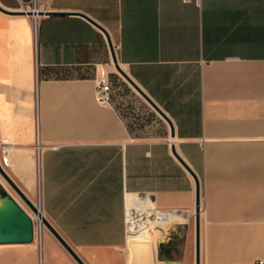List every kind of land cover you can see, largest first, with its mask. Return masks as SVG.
<instances>
[{
	"label": "crops",
	"instance_id": "1",
	"mask_svg": "<svg viewBox=\"0 0 264 264\" xmlns=\"http://www.w3.org/2000/svg\"><path fill=\"white\" fill-rule=\"evenodd\" d=\"M44 11L72 15L0 11V165L27 194L39 182L42 217L84 264H195L198 184L200 264H264V0H49ZM79 15L107 31L171 128ZM101 71L107 105L95 100ZM130 212L143 213L147 241L127 232ZM43 243L45 264H77L50 232Z\"/></svg>",
	"mask_w": 264,
	"mask_h": 264
},
{
	"label": "water",
	"instance_id": "2",
	"mask_svg": "<svg viewBox=\"0 0 264 264\" xmlns=\"http://www.w3.org/2000/svg\"><path fill=\"white\" fill-rule=\"evenodd\" d=\"M0 11L6 15H28L33 18H39L43 16L47 17H66L72 14L63 12H51V11H21L19 13H12L2 9ZM86 20L96 29H98L105 37L108 49L110 51L111 59L115 71L119 76L157 113L159 114L170 126L169 119L164 113L149 99V97L136 85V83L124 72L120 67L117 58L115 56L114 47L107 31L89 19L84 15H79ZM172 134V130H171ZM175 155V153L173 152ZM176 156V155H175ZM182 163V162H181ZM183 164V163H182ZM183 166L191 173V171L183 164ZM192 174V173H191ZM193 175V174H192ZM0 177L8 184V186L15 192L22 201L28 206L31 212L41 218V222L44 227L51 233V235L58 241L63 249L71 256V258L77 264H84L75 252L69 247L59 233L52 227V225L44 218L37 208L29 201L25 193L14 183V181L7 175L3 167L0 165ZM194 177V175H193ZM196 179V178H195ZM197 181V180H196ZM199 187L196 188V224H195V264L199 262ZM34 241V223L31 216L24 211L19 204L9 195L6 191L5 194L0 195V245H29ZM164 264H180L178 262H165Z\"/></svg>",
	"mask_w": 264,
	"mask_h": 264
},
{
	"label": "rangeland",
	"instance_id": "3",
	"mask_svg": "<svg viewBox=\"0 0 264 264\" xmlns=\"http://www.w3.org/2000/svg\"><path fill=\"white\" fill-rule=\"evenodd\" d=\"M21 1L23 6L21 11L23 10L31 11L33 9L32 6H35L37 11H44L47 8V4L49 0H38L36 4H34L33 0H21ZM113 71L114 73H116V75H118L117 72H115V70ZM118 77L120 76L118 75ZM120 79L123 81L122 83H125V81L121 77ZM126 85L130 89V91H132V93L136 94V92L130 86H128V84ZM118 86H119L118 84L112 83V88H113L112 90H114V88L116 89ZM131 102L133 101L131 100ZM134 107L135 109H139L136 106ZM0 183H2L3 187L9 193V195L19 204V206L31 216L34 223V241L29 245H12V246L0 245V258L8 259V262L7 263L5 262L4 264H11V258L19 254L25 257L26 262L24 264H28L29 261H27V258H30L31 260L29 264H43V263L45 264L43 237L45 234H49L48 230L44 228V225L42 223L39 224L38 220L32 217L33 213L28 208V206L22 201V199L15 192L12 191V189L1 177H0ZM24 193L29 198V200H31L34 206L38 208L39 211H41L39 182L37 183L35 191H33L32 193L30 192L29 194H27L26 192ZM41 224H42L41 226L42 229L40 227ZM137 241H141V239L140 240L137 239ZM55 258L56 259H54L55 261H53V264H65L63 263L62 258L58 256ZM47 264H51L50 261H48Z\"/></svg>",
	"mask_w": 264,
	"mask_h": 264
},
{
	"label": "bare ground",
	"instance_id": "4",
	"mask_svg": "<svg viewBox=\"0 0 264 264\" xmlns=\"http://www.w3.org/2000/svg\"><path fill=\"white\" fill-rule=\"evenodd\" d=\"M39 214H40V212H39ZM32 217L35 218V219H37L38 222H39V224L42 223L41 222V218H39L37 215L33 214ZM41 226H42V224L40 225V227ZM147 231H148V228L146 227V219L143 221V213H140V212H130L127 215V232L129 233V235L131 237H133V238L135 237V240L136 241H137V239L138 240L141 239V240H146L147 241L148 238H150L149 235H148V233H147Z\"/></svg>",
	"mask_w": 264,
	"mask_h": 264
},
{
	"label": "built area",
	"instance_id": "5",
	"mask_svg": "<svg viewBox=\"0 0 264 264\" xmlns=\"http://www.w3.org/2000/svg\"><path fill=\"white\" fill-rule=\"evenodd\" d=\"M95 100L97 103L102 105H107L111 101V83L109 81L108 75L104 71H101L99 77L95 80ZM6 163L7 158H4L3 164L5 166Z\"/></svg>",
	"mask_w": 264,
	"mask_h": 264
},
{
	"label": "trees",
	"instance_id": "6",
	"mask_svg": "<svg viewBox=\"0 0 264 264\" xmlns=\"http://www.w3.org/2000/svg\"><path fill=\"white\" fill-rule=\"evenodd\" d=\"M4 194V193H3Z\"/></svg>",
	"mask_w": 264,
	"mask_h": 264
}]
</instances>
